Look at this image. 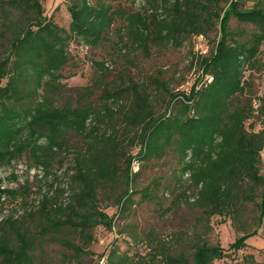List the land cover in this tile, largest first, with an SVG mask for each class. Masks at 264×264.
<instances>
[{
	"label": "trees",
	"instance_id": "1",
	"mask_svg": "<svg viewBox=\"0 0 264 264\" xmlns=\"http://www.w3.org/2000/svg\"><path fill=\"white\" fill-rule=\"evenodd\" d=\"M245 1L228 0L218 9V0H128V5L68 0V28L43 13L42 0L9 1L19 10L20 29L0 58V166L27 154L32 166L47 174L69 132L86 141L74 160L68 201L48 204V195L41 199L40 209L52 211L37 230L41 236L70 227L86 245L94 239L95 227L113 229L114 219L132 203L131 185L140 170H134L135 160L142 164L162 158L169 148L176 154L178 184L184 177L189 186L177 205L186 202L189 211L197 212L195 219L169 228L130 225L126 235L131 243L143 244L144 251L122 250L113 240L99 256L101 264H212L225 256L224 247L208 238L214 215L230 218L241 232L228 249L244 248L247 238L264 230V93L246 92L251 72L264 68V0L248 7ZM232 17L245 27L230 28ZM216 22L218 36L210 52L200 54L201 75L189 90L159 93L164 108L156 111L150 91L133 85L119 129L99 133L95 126L88 127L99 113L92 105H52L41 96L47 83H59L63 77L73 38L95 46L114 30L119 42L146 51L151 44L179 45ZM96 65L106 71L103 62ZM117 96L114 92L107 97ZM255 116L261 124L258 130H253V122L246 125ZM118 180L123 183L115 198L118 210L109 215L100 193ZM147 190L143 196L155 199ZM13 192L0 187V197ZM13 222L12 216L0 220V262L30 264L33 241ZM72 248L80 251L79 246ZM243 261L264 264L251 253Z\"/></svg>",
	"mask_w": 264,
	"mask_h": 264
},
{
	"label": "rangeland",
	"instance_id": "2",
	"mask_svg": "<svg viewBox=\"0 0 264 264\" xmlns=\"http://www.w3.org/2000/svg\"><path fill=\"white\" fill-rule=\"evenodd\" d=\"M9 1L0 0V58L7 52L12 36L20 29L19 10ZM218 1V9L228 2ZM253 2L246 0L244 5L248 7ZM67 3L68 0H42L43 13L68 28L70 16ZM111 3L128 5V0H111ZM228 26L232 29L245 27L233 17ZM217 36L216 22L206 33L191 34L179 45L162 42L151 44L146 51L130 43L119 42L114 30L95 46L73 38L69 44L71 58L62 69L63 77L59 83H47L40 90L41 96L52 105L68 103L96 107L99 113L89 122L88 127L95 126L99 133H108L113 126L121 128L122 111L132 100L133 85L146 87L150 91L151 105L156 111L164 108V98L159 93L164 95L169 91H188L201 75L198 65L200 54L210 52ZM96 62H103L106 71L100 70ZM156 80L162 85L161 88ZM114 92L118 98L107 97ZM246 92L253 96L264 93V68L251 72ZM250 122L254 123L253 130L261 127L256 116L249 119L246 125L249 126ZM85 142L84 136L69 132L65 146L55 153L47 174L41 167H33L27 154L0 166V187L14 190L13 194L0 197V220L12 216L15 221L13 225L25 231L32 239L33 261L30 264H101L99 256L113 240L122 250L144 251L143 244L131 243L126 235L125 231L130 225L169 228L192 224L197 212L189 211L186 202L177 205L189 186L184 177L178 184L176 154L169 148L162 158L142 164L135 160L133 168L140 170L131 185L134 191L132 203L114 219L113 229L109 230L102 225L95 227L94 239L86 245L81 243L77 231L70 227H61L41 236L37 230L43 217L52 214L48 208L40 209L41 199L48 195L51 196L48 204L68 201L74 160L77 153L82 152ZM137 150V146L133 147L132 153ZM260 172L264 173V157L261 159ZM144 188L155 199L145 198L142 194ZM122 189L123 183L118 180L109 185L104 193H100L101 204H107L105 210L109 215L118 210L115 198ZM163 210H167L165 214ZM211 225L209 240L219 242L225 249V256L212 264H244L243 257L249 253L255 261H264L262 227L256 235L247 238L244 248L233 250L228 249V245L241 232L234 228L230 218L214 215L211 217ZM3 228H0V233ZM5 228L10 232V227ZM118 230L123 232L119 233ZM74 246H79L80 251H75L72 248Z\"/></svg>",
	"mask_w": 264,
	"mask_h": 264
},
{
	"label": "built area",
	"instance_id": "3",
	"mask_svg": "<svg viewBox=\"0 0 264 264\" xmlns=\"http://www.w3.org/2000/svg\"><path fill=\"white\" fill-rule=\"evenodd\" d=\"M136 1H138V0H136ZM135 170V169H134Z\"/></svg>",
	"mask_w": 264,
	"mask_h": 264
}]
</instances>
